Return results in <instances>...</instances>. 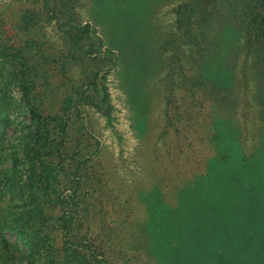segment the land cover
<instances>
[{"label": "rangeland", "instance_id": "1", "mask_svg": "<svg viewBox=\"0 0 264 264\" xmlns=\"http://www.w3.org/2000/svg\"><path fill=\"white\" fill-rule=\"evenodd\" d=\"M61 7L58 14L43 0H0V119L18 118L21 130L0 121V264H96L93 254L76 262L64 245L57 200L73 189L54 193L44 181L47 159L65 142L76 147L74 159L91 161L93 195L105 177L116 188L110 194L123 199L99 232L120 264H131L130 243L141 250L146 241L128 234L129 208L143 215L155 201L165 204L163 186L142 187L153 182V168L144 170L141 160L182 163L199 142L196 154L209 158L203 187L223 178L235 189L236 174L253 168L257 149L264 158V0H64ZM134 11L144 19L142 32L132 28ZM7 41L24 48L15 65L6 61ZM129 43L142 50L134 69ZM22 86L26 96L38 94L35 106L26 104ZM219 106L230 108V116L218 115L210 126ZM52 119L60 135L40 143V133L56 124ZM247 174L249 192L264 191V177ZM249 211L258 216L250 222L253 236L264 243V207L251 204ZM177 226L169 234L187 264L185 255L193 257L198 246L180 221ZM219 230L215 224L210 234ZM246 238L245 230L239 240ZM234 241L222 233L212 264H232ZM30 246L39 251L30 253ZM251 264H264V255Z\"/></svg>", "mask_w": 264, "mask_h": 264}, {"label": "trees", "instance_id": "2", "mask_svg": "<svg viewBox=\"0 0 264 264\" xmlns=\"http://www.w3.org/2000/svg\"><path fill=\"white\" fill-rule=\"evenodd\" d=\"M43 1L46 6L52 9L51 12L61 14V3H63L64 0H56L57 3L55 4H53L55 0ZM132 15L133 19L131 22L133 21V30L143 31L145 28L143 23L144 19L138 17L136 11H134ZM6 21V25H8L10 22H8V17ZM10 25L14 28L18 26L17 22H13ZM142 25H144L143 29ZM139 36L140 34L137 36L138 39ZM19 40H21L20 36ZM19 40L17 44H20ZM135 46L134 44H130L134 58L133 61L129 63L132 69L139 63L142 53L141 48ZM23 49L24 48H19L13 43L10 45L9 41H7L6 61H10L14 63V65L18 63L21 60V57H18V55L23 52ZM30 85L34 86L35 83H30ZM22 87V93L25 95L24 86ZM207 87L217 94L228 93L227 90H224L220 85L209 84ZM25 97L26 100L29 101V103L26 102V104L35 106L34 104H36L38 94L33 91L30 96L25 95ZM229 97L231 98L232 96L230 95ZM11 105L15 106V102ZM231 111L230 108L225 109L223 106H219L217 114H215V116L213 115V117L212 115L210 116L209 125L214 127L216 116L219 115L224 117L226 114L228 117ZM68 119L70 118L68 117ZM52 120L56 122V124H49L46 129L40 133L38 139L40 143H49L55 133L60 135L61 128H57L60 123L56 119ZM0 121L3 122L4 125L14 126L16 132H21V130L17 129L16 125L18 118H13L12 115H4ZM62 132L64 133L63 137L69 139V136H66L69 131L65 128ZM34 135L38 138L37 132H35ZM69 143L65 142L61 148H55L56 152H53L51 158L47 159L45 167L47 178L44 180L54 193L63 189V187H65L64 189H73L72 194L67 197L65 196L63 201L57 200L62 206L60 210L62 213L60 231L62 232L64 245L69 246L71 255L78 256L76 262L80 257L84 258L89 254H93L96 259V264H120L121 260H119L120 257L116 256L117 252L109 250L106 244L103 243L99 229L107 216L111 217L117 214L116 210L120 207L119 202L123 199L116 194H110L111 191L114 193L116 188H111V179L105 177L101 180L102 186L99 187L101 193L95 192L93 195V190H90V184H92V182L89 180V175L87 174V170L91 168V166L86 167L91 161L82 163L81 160L74 159L73 155L76 153L77 149L73 147V145L70 146ZM197 143L199 142H195L193 147H188L189 158H186L187 160L185 159V162L182 163L171 161L162 162V160L157 158L155 161H151L152 163H145L144 160L140 161L142 162L141 166L145 168L144 170H146V167L153 168V182H144L142 187L147 190L149 187H157V183L159 186H163L166 189L163 200L165 204L161 206L162 199L161 201H155L150 207V211H147L143 215L138 207L135 208V206H132L129 208V225L126 227L128 234L135 238V240L146 241L141 250H136V245L130 243V246L134 248L132 256L129 259L131 264H183L182 258H180L183 256L179 253H175L172 242L173 236L169 234L171 227L174 226L178 228L179 225L177 226V223H179V221L182 227L187 231V234L193 237L198 246H196L197 248H193L198 250L194 252L193 257H190L191 253L185 255L188 256L187 264H212V262L215 261L213 260V256L219 248L218 243L220 242L223 232L224 234L227 232L231 233L235 240L229 251L232 256V261H235L234 263L232 262V264L255 263L258 262L260 252L264 255V243L260 239L258 240L256 236H253V231L256 230L252 229L250 226L252 218L254 217L255 220V217L258 216L252 215L250 211L248 212V208L251 204L258 206V208L264 207V191L262 190L260 193L255 192L257 195H253V192H249V189L252 188V183L251 180L247 178L248 172L253 177L257 178L258 181L261 182V180H263L264 158L261 155V149H257L254 154V156H257L255 157L256 163L252 166L253 168L251 170H246L245 168L236 174V176L239 175L238 182L241 186L238 184L235 189H231L229 185L225 186V184H223L226 179L222 178L214 182L211 180L209 182L210 184L203 187L201 181L206 172L209 158L208 156L205 157L200 156L201 154H196L200 153L196 145ZM54 146L56 147V145ZM211 146L213 147V144ZM201 147H203V144ZM71 149L73 150L72 152ZM70 153H72V155H70ZM203 155L205 154L203 153ZM224 173H228V171L225 170ZM74 185H76L75 188H73ZM201 186L203 187L202 190L205 192L203 197L198 195L199 191H201ZM240 189H243L244 192L240 191ZM253 189L256 191L258 190L257 186ZM71 200H74V203H71ZM90 200H92L93 203H91ZM196 206L198 207L195 209ZM137 209L139 211H137ZM137 212L139 215L136 218ZM215 224L219 226L220 230L214 231L216 235H212L210 234V230L215 228ZM135 225H137V227L134 228ZM245 230L247 238L245 241L241 242L239 239L243 236ZM15 231L17 233L21 232V230ZM211 245L216 246L211 247ZM201 247L203 248L200 249ZM28 251L34 253L39 250L34 246H30ZM206 252L207 256L205 257L204 254ZM64 253H66V251H64ZM204 257L209 262L205 261ZM262 261L263 258H260L259 262ZM213 264H217V262ZM218 264L221 263L219 262ZM224 264H227L225 260Z\"/></svg>", "mask_w": 264, "mask_h": 264}]
</instances>
